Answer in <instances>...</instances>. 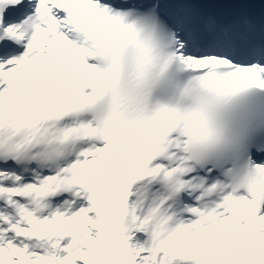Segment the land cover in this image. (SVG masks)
<instances>
[{
	"label": "snow or ice",
	"instance_id": "obj_1",
	"mask_svg": "<svg viewBox=\"0 0 264 264\" xmlns=\"http://www.w3.org/2000/svg\"><path fill=\"white\" fill-rule=\"evenodd\" d=\"M23 2L0 264H264V0Z\"/></svg>",
	"mask_w": 264,
	"mask_h": 264
}]
</instances>
